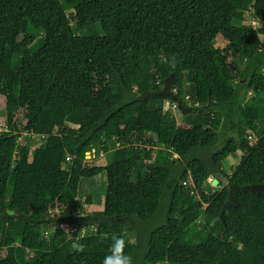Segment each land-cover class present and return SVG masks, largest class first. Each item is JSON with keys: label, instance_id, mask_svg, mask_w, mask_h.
I'll return each instance as SVG.
<instances>
[{"label": "trees", "instance_id": "trees-1", "mask_svg": "<svg viewBox=\"0 0 264 264\" xmlns=\"http://www.w3.org/2000/svg\"><path fill=\"white\" fill-rule=\"evenodd\" d=\"M263 40L264 0H0V264H264V192L224 209L264 186ZM172 74L181 126L142 96ZM99 175L108 222L58 223Z\"/></svg>", "mask_w": 264, "mask_h": 264}, {"label": "rangeland", "instance_id": "rangeland-1", "mask_svg": "<svg viewBox=\"0 0 264 264\" xmlns=\"http://www.w3.org/2000/svg\"><path fill=\"white\" fill-rule=\"evenodd\" d=\"M249 15V13H247ZM249 24V23H248ZM253 27L258 28L263 26L261 21L252 19L250 23ZM264 42V40H263ZM219 45L221 47L227 46V42H225L222 39H219ZM6 101V95H2L1 97V102H2V113L0 115V131L5 128L6 125V118H5V111H4V104ZM165 126H181L185 124V118L183 117V113H181L178 108L173 104V102H166L165 103ZM232 133L229 130H224L223 133L221 134L222 142L221 144L224 143L226 139H228ZM38 144L42 143L40 139H38ZM221 146V145H220ZM220 146L216 147L213 149V151L208 150L207 152L205 151L204 153L206 156L209 154L211 155L212 152H216L217 148H220ZM106 153L102 154H97V153H92L91 156L88 157L87 155V162H85L87 167H97V166H102L106 165ZM174 157H178V155H174ZM241 161V153H236L234 156H231L227 158L223 162V169L227 171L228 173H232L234 171V168L240 164ZM215 179L214 175H211L208 179V184H212L213 186V191H219L221 187L219 185H214L213 180ZM223 179V178H222ZM224 180V179H223ZM225 184H226V180ZM106 189V177L105 175H99L93 180H85L83 183L80 185V196L78 198V211H81L83 215H98L103 211V206H104V192ZM91 200V201H90ZM160 223V220H157L155 223H150L151 227H157ZM147 225H144L143 228H145ZM80 227V228H79ZM78 230V232H84L86 228L84 226L80 225H75V230ZM95 227H91V230H93ZM129 236L131 239H134V233H129ZM135 240V239H134ZM142 257L139 256L136 259L131 260V264H138L142 263ZM144 264V263H143Z\"/></svg>", "mask_w": 264, "mask_h": 264}, {"label": "water", "instance_id": "water-1", "mask_svg": "<svg viewBox=\"0 0 264 264\" xmlns=\"http://www.w3.org/2000/svg\"><path fill=\"white\" fill-rule=\"evenodd\" d=\"M175 82V75L172 74L170 77H168L165 81H164V85L162 87L161 90L157 91V92H148L143 94V97H152V98H156V99H161L163 101L166 102H173L174 105L177 106V108L179 109V111L181 113L188 114L189 111L185 110V106L182 105V100H179L176 92L172 89L173 85ZM219 181L217 179L213 180V184L214 185H218ZM227 186L230 192V196L229 199L224 207L227 208L230 205H234L236 204V198H237V194L239 192H251V193H255L257 195H260L261 193L264 192V186L263 185H248V186H236L231 182H227ZM89 222V223H94L97 225H100L102 223H107L108 219L104 216H78V215H70V216H66L63 218H59L58 219V223H62V222H66L67 225H74L76 222L77 223H82V222Z\"/></svg>", "mask_w": 264, "mask_h": 264}, {"label": "clouds", "instance_id": "clouds-1", "mask_svg": "<svg viewBox=\"0 0 264 264\" xmlns=\"http://www.w3.org/2000/svg\"><path fill=\"white\" fill-rule=\"evenodd\" d=\"M130 243L123 236L113 237L108 253L103 257L102 264H131V257L126 253V248Z\"/></svg>", "mask_w": 264, "mask_h": 264}, {"label": "built area", "instance_id": "built-area-1", "mask_svg": "<svg viewBox=\"0 0 264 264\" xmlns=\"http://www.w3.org/2000/svg\"><path fill=\"white\" fill-rule=\"evenodd\" d=\"M92 153H95V151H93V152H90V153H87L88 157H89V156H91V154H92ZM87 155H86V158H87ZM70 158H71V157H70V156H68L66 160H67V161H69V160H70ZM85 162H87V159H86V161H85ZM56 212H58V209H56Z\"/></svg>", "mask_w": 264, "mask_h": 264}, {"label": "crops", "instance_id": "crops-1", "mask_svg": "<svg viewBox=\"0 0 264 264\" xmlns=\"http://www.w3.org/2000/svg\"><path fill=\"white\" fill-rule=\"evenodd\" d=\"M103 155V154H102Z\"/></svg>", "mask_w": 264, "mask_h": 264}]
</instances>
